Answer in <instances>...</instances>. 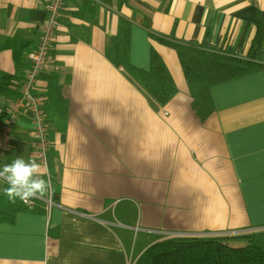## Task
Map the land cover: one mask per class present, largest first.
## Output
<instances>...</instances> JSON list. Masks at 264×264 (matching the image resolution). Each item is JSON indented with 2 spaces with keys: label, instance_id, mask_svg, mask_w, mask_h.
<instances>
[{
  "label": "crops",
  "instance_id": "0c3cea01",
  "mask_svg": "<svg viewBox=\"0 0 264 264\" xmlns=\"http://www.w3.org/2000/svg\"><path fill=\"white\" fill-rule=\"evenodd\" d=\"M46 2L0 0V38L19 35L32 50ZM260 12L264 0H65L36 86L52 142L47 169L32 113L16 120L4 152L0 114V169L35 157L50 183L33 210L0 222V264H134L168 236L264 231V70L213 85L205 110L177 51L159 40L250 57ZM126 38L134 66L149 69L153 51L167 66L177 87L167 103L111 59ZM28 64L0 51V72L16 74L8 89L0 81V107L18 96Z\"/></svg>",
  "mask_w": 264,
  "mask_h": 264
},
{
  "label": "trees",
  "instance_id": "16d2710c",
  "mask_svg": "<svg viewBox=\"0 0 264 264\" xmlns=\"http://www.w3.org/2000/svg\"><path fill=\"white\" fill-rule=\"evenodd\" d=\"M258 32L254 50L250 57L232 56L208 42L177 41L159 38L177 51L190 93L195 105L208 110L212 105L211 87L257 70H264L260 55V43L264 34V12L256 19ZM30 40L19 35L0 38V51L11 49L17 66H27V47ZM116 50L109 51L118 66H124L159 103H167L177 92L176 84L167 66L156 52L151 54L149 69L134 66L129 59L127 38L115 42ZM116 54L115 58L111 56ZM117 52V53H116ZM29 66V64H28ZM16 74L0 72L4 89L14 80ZM7 187V184L4 188ZM6 199V201H5ZM36 202V200L34 199ZM25 204L19 199L15 203L0 194V222H14L15 213L20 209L33 210L36 203ZM245 239L246 244L233 246L232 240ZM134 264H264V231L241 235H173L148 246Z\"/></svg>",
  "mask_w": 264,
  "mask_h": 264
},
{
  "label": "built area",
  "instance_id": "2783aa9c",
  "mask_svg": "<svg viewBox=\"0 0 264 264\" xmlns=\"http://www.w3.org/2000/svg\"><path fill=\"white\" fill-rule=\"evenodd\" d=\"M64 4L65 0H47L46 18L40 25L36 46L28 53L29 66L25 78L20 82L18 96L0 107V114L3 115L1 126L4 140L3 152L8 148L16 120L30 111L32 113V139L36 158L46 169L48 167V152L52 142L49 139V126L43 108V98L37 94L36 86L38 76L47 64ZM45 201L48 203L46 207H50V199H45ZM34 202L32 199L28 204L32 205Z\"/></svg>",
  "mask_w": 264,
  "mask_h": 264
},
{
  "label": "clouds",
  "instance_id": "9594fccd",
  "mask_svg": "<svg viewBox=\"0 0 264 264\" xmlns=\"http://www.w3.org/2000/svg\"><path fill=\"white\" fill-rule=\"evenodd\" d=\"M45 175L35 157H16L0 169V180L7 184L3 192L12 203L19 199L28 204L32 199L43 198L50 188Z\"/></svg>",
  "mask_w": 264,
  "mask_h": 264
},
{
  "label": "rangeland",
  "instance_id": "374dc122",
  "mask_svg": "<svg viewBox=\"0 0 264 264\" xmlns=\"http://www.w3.org/2000/svg\"><path fill=\"white\" fill-rule=\"evenodd\" d=\"M25 78V77H24ZM23 78V79H24ZM247 242H246V240L245 239H243V238H241V239H235V240H232L231 241V244L233 245V246H241V245H245Z\"/></svg>",
  "mask_w": 264,
  "mask_h": 264
}]
</instances>
